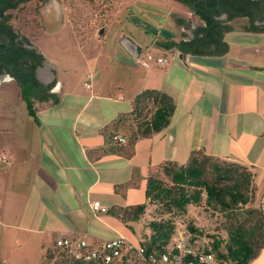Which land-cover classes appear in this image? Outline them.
Here are the masks:
<instances>
[{
	"label": "crops",
	"instance_id": "crops-1",
	"mask_svg": "<svg viewBox=\"0 0 264 264\" xmlns=\"http://www.w3.org/2000/svg\"><path fill=\"white\" fill-rule=\"evenodd\" d=\"M181 11L178 34L156 38L152 44L170 52L169 62H153L149 68L131 60L116 42H104L89 53L92 44L82 41L88 36L86 27L82 31L71 18L59 21L52 36L63 34L68 21L75 23L79 57L59 47L46 49L37 43L39 37L18 41L30 55L21 57L18 66L0 69V83L14 82L18 97L29 98L39 121L28 110L19 115L13 107L0 120V172L7 176L0 184V222L13 248L11 256L18 258L14 264L31 258V241H36L37 264L63 236L90 244L118 235L140 242L135 224L124 222L113 208L144 202L150 173L168 160L185 163L196 149L249 167L255 174L256 206L264 209V32L227 31L225 53L223 45L215 44L186 51L168 48L170 40L193 39L204 23L185 32L189 23ZM113 13L110 9L93 15L109 23ZM46 17L56 22L60 18L54 12ZM222 20L229 22L226 15ZM103 29L99 34L104 36ZM39 54L44 56L40 62ZM81 61V68L87 69L83 74ZM147 88L175 98L170 125L140 138L131 158L113 153L104 130L131 112L133 100ZM136 171L141 185L119 193L118 187ZM94 200H101L109 211L96 215ZM5 262L0 251V264ZM250 264H264V251Z\"/></svg>",
	"mask_w": 264,
	"mask_h": 264
},
{
	"label": "trees",
	"instance_id": "trees-1",
	"mask_svg": "<svg viewBox=\"0 0 264 264\" xmlns=\"http://www.w3.org/2000/svg\"><path fill=\"white\" fill-rule=\"evenodd\" d=\"M176 1L190 7L204 23L198 26L193 39L180 42L170 40L167 42L168 48L177 46L186 51L196 45L215 44L223 45L225 53L229 49V44L224 41L227 31L242 29L264 32V24L237 27L228 25L227 21L218 17L223 11H228L230 21L236 18H245L250 24L256 20L264 21V0ZM12 18L10 16L8 19ZM11 27L14 35L9 45L5 44L0 49V69L18 66L21 57L30 55L21 47L22 43L15 40L18 33ZM36 57L39 62L44 59L42 54ZM24 98L30 115L38 122L32 102L26 95ZM176 108L175 98L166 91L144 89L133 100V110L121 114L104 130L112 143L110 151L131 158L137 141L167 128ZM121 132L127 136L125 145L113 140V136ZM141 180V175L136 171L132 180L118 187V192L139 187ZM144 187V202L114 207L113 211L121 215L124 222L135 224L142 221L149 207H158L162 216L149 222L150 236L140 240L147 258L172 251L179 239H201L207 251L216 253L230 264H250L264 251V209L256 206L255 174L246 165L208 154L204 149H196L185 163L168 160L156 167ZM201 205L206 211L221 214L223 219L220 224L207 226L194 213L190 214L189 220H181L190 207ZM44 258L46 264H96L71 256L57 243Z\"/></svg>",
	"mask_w": 264,
	"mask_h": 264
},
{
	"label": "rangeland",
	"instance_id": "rangeland-1",
	"mask_svg": "<svg viewBox=\"0 0 264 264\" xmlns=\"http://www.w3.org/2000/svg\"><path fill=\"white\" fill-rule=\"evenodd\" d=\"M34 6V2L27 4L26 10L17 14L12 20L18 34L24 36L25 41L26 39L33 40L39 37L37 43L45 46L46 49L47 46H50L51 48L59 47V51L64 54H70L74 57L80 56L77 53V50L79 49L77 45L79 46L81 42L79 36L73 29L75 23L82 31L86 27L88 36L82 41L87 44H92L87 47L89 53H95L99 46L104 42H116L119 49L126 52L123 47L119 45L120 43L118 41L121 35H126L141 47V54L138 57V60L141 62H143L144 59L152 61V58H149L150 56L155 58L159 55L171 57L170 52L166 51L164 48L152 46V44L156 38L164 40L178 34L179 28L176 23L179 13L178 10H182L181 14L187 19L186 23H189L184 27L185 32H192L202 23V21L192 12L190 7L178 5L175 0H61L60 7L63 9V12L58 14L60 16L58 22L49 21L47 19V14L43 11V6V13L41 12L40 14L33 11ZM110 9H114V13L113 18H111L109 23H107V19L97 20L98 18H95L93 15L94 11H107ZM64 18H71L75 23L72 24L68 21L65 25L63 34L52 36L54 30ZM32 19H34L35 22L32 23ZM244 23L247 24L245 18H236L231 21L230 25L241 27ZM259 23L261 25V21H259ZM100 28H106L104 36L99 34ZM124 54L131 57V60H137L128 52ZM82 61L79 66L80 68H83L81 65L85 64L82 63ZM86 70L87 69L84 71L82 69L79 73L83 74ZM10 107L16 108L19 115L21 112L27 114L28 108L26 101L18 97L17 85L14 82H2L0 83L1 121H4L2 118L4 115L3 113ZM120 135L127 138L125 132H121ZM5 175L0 172V184L2 180L6 179L7 176ZM191 213H194L198 220L207 226H216L217 224H220L223 219L221 214H213L211 211H206L201 205L198 207H190L187 214L181 217V220H189ZM161 216L162 214L159 212L157 206L149 207L142 221L135 223V227L133 226L132 228H138L136 233L140 234L142 238L149 237V222L153 218H159ZM4 229H6L5 225L0 222V251L2 252V257L7 259V262L2 264H14L18 258L11 256L13 255V248L9 246L10 242L7 240ZM19 241H21V237L19 238ZM12 244H14V242H12ZM35 244L36 241L30 242L32 247L28 252L32 253V255H30L31 258H25L27 261L26 264H37L38 262L39 256L37 254V249L34 248L36 247ZM26 250L27 249H25V251ZM42 263L46 264L45 258Z\"/></svg>",
	"mask_w": 264,
	"mask_h": 264
},
{
	"label": "built area",
	"instance_id": "built-area-1",
	"mask_svg": "<svg viewBox=\"0 0 264 264\" xmlns=\"http://www.w3.org/2000/svg\"><path fill=\"white\" fill-rule=\"evenodd\" d=\"M153 62L167 64L169 60L167 57H157L153 61L143 60V65L149 68ZM113 140L121 144L128 141L120 134L114 135ZM92 209L96 215L109 210L101 200H94ZM56 243L71 256L96 264H230L216 253L207 251L201 239H179L172 251L149 258L145 256L144 247L140 242L125 235L101 240L96 244H90L87 239L63 236Z\"/></svg>",
	"mask_w": 264,
	"mask_h": 264
},
{
	"label": "flooded vegetation",
	"instance_id": "flooded-vegetation-1",
	"mask_svg": "<svg viewBox=\"0 0 264 264\" xmlns=\"http://www.w3.org/2000/svg\"><path fill=\"white\" fill-rule=\"evenodd\" d=\"M32 2L35 3L33 11L36 12L37 14H40L42 12V6L44 7L43 11L46 14H50V12L61 14V12H63V9L60 7L61 0H0V49H2V46L5 44L9 45L11 38L14 35V31L12 30V27H11L12 25L13 29H15V26L13 25V22H12L14 17H16L17 14L24 12L26 10V5ZM224 15H226V19L230 18V13L228 11H223L222 13H220L218 17L222 19ZM10 16H13V18L9 20L8 18ZM259 21L260 20H256L252 24L244 23L243 25L244 26L245 25L260 26ZM31 22L33 23L35 22V20L32 19ZM229 23H231L230 20L227 24ZM262 23L264 24V21H261V25ZM15 32H17V30H15ZM15 40L25 41V38L24 36L18 34ZM26 42H30V40L26 39Z\"/></svg>",
	"mask_w": 264,
	"mask_h": 264
},
{
	"label": "water",
	"instance_id": "water-1",
	"mask_svg": "<svg viewBox=\"0 0 264 264\" xmlns=\"http://www.w3.org/2000/svg\"><path fill=\"white\" fill-rule=\"evenodd\" d=\"M220 7V5H218ZM104 29L100 31L103 33ZM120 45L135 59H138L141 54V47L126 35H121L118 39Z\"/></svg>",
	"mask_w": 264,
	"mask_h": 264
}]
</instances>
